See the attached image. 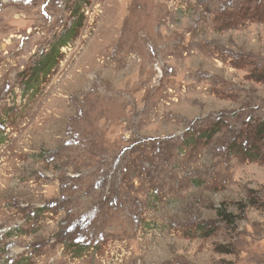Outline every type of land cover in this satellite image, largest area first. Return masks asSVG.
I'll use <instances>...</instances> for the list:
<instances>
[{
  "label": "rangeland",
  "instance_id": "rangeland-1",
  "mask_svg": "<svg viewBox=\"0 0 264 264\" xmlns=\"http://www.w3.org/2000/svg\"><path fill=\"white\" fill-rule=\"evenodd\" d=\"M0 264H264V0H0Z\"/></svg>",
  "mask_w": 264,
  "mask_h": 264
},
{
  "label": "trees",
  "instance_id": "trees-1",
  "mask_svg": "<svg viewBox=\"0 0 264 264\" xmlns=\"http://www.w3.org/2000/svg\"><path fill=\"white\" fill-rule=\"evenodd\" d=\"M74 30H75V27H74ZM71 32V31H70ZM70 32H68V34H66V36L63 38V41L60 43V45L53 51V53L49 56V59L48 60H45L44 61V63L43 64H40L39 65V68H41V67H43V66H47L48 67V69H52L53 67H54V65L53 64H55V62L57 61V59L58 58H56L55 57V54H57V55H59L60 54V50L68 43V39H69V37H70V35L72 34V33H74V32H72V33H70ZM70 34V35H69ZM51 59V60H50ZM46 70V69H45ZM241 148V151H242V149H244L245 148V146H244V148H242V147H240ZM255 154H256V152H255ZM75 248H79V249H84V248H86V246H83V245H73Z\"/></svg>",
  "mask_w": 264,
  "mask_h": 264
}]
</instances>
